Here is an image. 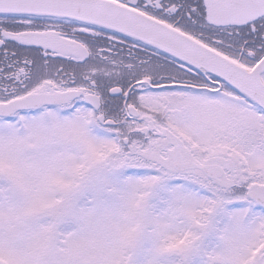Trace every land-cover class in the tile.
<instances>
[{"label":"snow or ice","instance_id":"obj_1","mask_svg":"<svg viewBox=\"0 0 264 264\" xmlns=\"http://www.w3.org/2000/svg\"><path fill=\"white\" fill-rule=\"evenodd\" d=\"M0 264H264V0H0Z\"/></svg>","mask_w":264,"mask_h":264}]
</instances>
